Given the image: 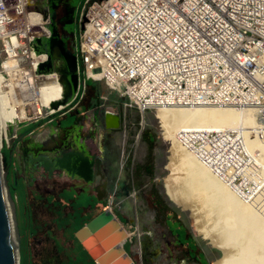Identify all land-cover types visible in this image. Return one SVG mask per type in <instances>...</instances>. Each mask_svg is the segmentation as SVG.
<instances>
[{
  "label": "built area",
  "instance_id": "built-area-1",
  "mask_svg": "<svg viewBox=\"0 0 264 264\" xmlns=\"http://www.w3.org/2000/svg\"><path fill=\"white\" fill-rule=\"evenodd\" d=\"M51 24V10L39 0H0L3 84L10 79L25 86L24 48L45 57L39 64L48 60L37 39L52 36ZM43 26L48 33L39 35ZM71 42L78 102L91 80L119 92L142 115L160 107H251L263 136L264 0H86ZM50 73L59 75H44ZM105 112L120 115L114 108ZM11 133L2 136L8 149L19 137ZM175 136L231 187L244 194L264 190L262 175L245 166L258 163L238 131L184 125Z\"/></svg>",
  "mask_w": 264,
  "mask_h": 264
},
{
  "label": "rangeland",
  "instance_id": "rangeland-1",
  "mask_svg": "<svg viewBox=\"0 0 264 264\" xmlns=\"http://www.w3.org/2000/svg\"><path fill=\"white\" fill-rule=\"evenodd\" d=\"M40 1L44 2V0ZM85 1L67 0L69 9L66 15H63L67 18L63 19H65L64 32L67 33L69 40L77 28L78 19ZM64 11V8L58 9L57 19ZM69 42L72 43L71 41ZM1 49L0 42V55ZM3 60L4 57H0V63ZM38 74L40 73L38 72ZM127 103L126 97L117 91L111 90L104 82L90 80L80 102L75 100L68 106L63 105L62 108L57 105L54 107L55 112H51V109L46 108L41 117L36 116L38 112L36 104L27 105L30 118L24 121H17L12 127L13 130L11 129L10 131L12 132L11 134L16 132L22 134L31 124L43 120L42 124L34 127L30 135L31 139H36L43 132L54 133L61 126H66L77 120L84 135L92 136L97 142L101 137L103 138L101 141L103 152L101 154H105L107 159L111 161V166L115 168V177L111 179L107 205L111 204V206L115 207L118 204L117 201L112 204L114 200L113 191L116 185L128 188L133 193L130 200L124 199L123 196L119 197V199H123L122 202L127 208L130 207L131 203L136 205L142 213V222L156 232L164 233L166 235L164 240H172L181 234H185L187 239L193 240L194 251L196 256L199 257V261L195 260V257L188 255V264H202V260L214 264L223 255L221 249L216 247L211 240H205L196 231L195 219L191 210H183L178 207L166 193L165 178L171 173L168 165L171 162L173 144L170 140L165 139L162 121L157 116L158 109H149L142 115L136 107H130ZM67 108L69 109L66 110ZM107 108L118 110L120 116H122L121 122L117 124L118 128L110 127L109 123L108 127L105 126L104 111ZM93 116L98 121L99 126L97 127L91 124ZM251 135L254 138L256 136L254 132ZM82 142L95 154L100 153L91 139L83 137ZM5 150L9 166L13 162L11 165L12 175L16 176V160H11L12 155L16 151L11 153L12 148H5ZM257 153L259 154L260 151L257 150ZM246 167L250 168L253 173L261 174L262 172L261 175L264 178V168L259 164L251 162L246 164ZM19 175L21 176L18 182L13 185V191L16 198L18 224L22 241L20 264H83L81 255L76 254L72 258L71 255L67 257L66 254L67 247L74 243L73 238L70 237V230L67 229L66 233L64 232L67 211L60 210L61 213L56 214L55 210L42 204V202H48L53 199L48 196L45 200V195L49 193L47 189H51L56 199H60L61 187L70 184V182L66 181V175L55 177L53 181L40 179L38 182L30 181L29 176H26L23 170ZM76 182L79 183L78 181ZM84 199L86 200V198ZM215 199L216 202L220 201L219 198ZM31 205H33V219L36 226H38L37 233H35L36 228L31 223ZM41 229L43 231L52 229L53 233L48 231V233H45V238L41 240L42 234L38 233ZM130 229L133 230L131 227ZM130 229V237L128 239L130 242H127V250L132 256H135L136 252H139V244L133 236L134 231H130ZM32 243L35 246L36 244L37 246L39 244L42 245L37 248ZM156 244L163 251V258H160V264H174L175 259L172 261L166 259L169 249L166 247L165 241H158ZM62 246H64L63 249H61ZM175 250L177 251L178 249ZM78 255L79 257H77ZM138 260L142 264V258L139 257ZM143 260L144 264H146V260Z\"/></svg>",
  "mask_w": 264,
  "mask_h": 264
},
{
  "label": "bare ground",
  "instance_id": "bare-ground-1",
  "mask_svg": "<svg viewBox=\"0 0 264 264\" xmlns=\"http://www.w3.org/2000/svg\"><path fill=\"white\" fill-rule=\"evenodd\" d=\"M47 33V26H43L38 32L39 35ZM20 55L26 68V77L23 80L25 86L18 82H10V79L6 85L3 84L0 70L2 136L9 134L10 122L30 118L27 105L36 104L38 107L36 116L41 117L46 108L55 112L53 104L64 99V78L58 73L44 75L37 72L39 63L45 57L36 55L28 47L24 48ZM59 61L62 62L61 59ZM6 67L9 74L14 75L8 64ZM10 90L13 94L9 92ZM59 105L62 108L64 104ZM157 109L165 139L173 144L171 162L168 165L171 173L165 178L166 193L178 207L191 210L196 231L205 240H211L221 249L223 255L214 264H264V190L259 195L253 192L244 194L242 188L236 190L231 187L228 182L219 179L194 154L185 150L175 136L177 128L184 125L236 130L244 138L249 153L264 168V133L261 137L256 129L259 123L256 111L251 107L214 105ZM252 132L255 133V138L251 135ZM50 134L48 131L43 132L35 140L47 142L51 138ZM99 142V148L102 149L101 141ZM257 150L260 151L259 154ZM261 184L264 187L262 177ZM215 198H219L220 201L216 202Z\"/></svg>",
  "mask_w": 264,
  "mask_h": 264
},
{
  "label": "flooded vegetation",
  "instance_id": "flooded-vegetation-1",
  "mask_svg": "<svg viewBox=\"0 0 264 264\" xmlns=\"http://www.w3.org/2000/svg\"><path fill=\"white\" fill-rule=\"evenodd\" d=\"M43 6L49 7L51 11V6H55L54 11L56 12V15L58 14V9L64 8L65 11L62 13V15L58 19L56 18V25L58 27L59 32L61 33V37L64 39V44L66 48L70 51H73L72 44L69 42L71 41L72 37H70L69 40L67 33L64 32L65 19L67 17L65 18V16L63 15H66L69 9L67 0H47L46 3L43 4ZM56 66H64L65 72L59 73V75L63 76L65 81H67L68 71L66 69L65 62L63 61L60 63V61L53 59V70H56L54 68ZM68 77H70V75ZM110 118L113 117L109 116L108 113L104 111V124L106 127H108L107 122L110 120ZM91 124L95 127L99 126L95 116H93V118L91 119ZM109 125H111L110 127L118 128L117 124L113 123L112 125L111 123H109ZM79 131V123L73 121L72 123L66 126H61L56 132L51 133V138L46 143L47 146L51 147L54 152L40 151L38 149V145L36 146L31 144L30 136L25 137L20 141H15L13 147H15L16 153L12 155L11 160H16V176L12 175L11 165L13 164V162L9 167H7V170L9 171L8 178L11 181V188L14 184L18 182V179L21 176L19 175V173L21 174L22 170L24 171L26 176H29L30 181L37 182L40 179H49L50 181H53L55 177H62L64 174L66 175V181L70 182V184L66 186L63 185L61 187V195L59 197L60 199H56L54 193L51 192L52 190L47 189L49 193L45 195V200L48 196H51L53 199L48 202H42V204H44L47 208L55 210L56 214L61 213L60 210L67 211L66 223L64 224V232L66 233L67 229H69L70 237H72L74 240V243H72V245H69L66 249L67 257L71 255V257L74 258V255L79 254L82 256L81 261L83 262V264H97L90 257L88 252L83 248L82 244L76 237V232L84 224L90 221L94 216L107 209L110 205L112 211L115 213L117 218L124 224V226L128 224L135 228L133 236L138 241L139 252H136L134 258H136L139 264V257L142 258V264H144L143 259L146 260V264H160V258H163V251L156 244L158 241H165V245L169 249L166 259H169L171 261L175 259L174 264H188V255L191 257H195V260H198L199 257L196 256L194 249H187L188 245L185 243L187 239L185 235L184 237L181 235H177L172 240H164L166 237L164 233L156 232L154 229L150 228L148 225L142 222V213L138 210V207L136 205H133V203H131L130 207L128 208L124 206V202H122L123 199H119V197L123 196L124 199L129 201L130 197L133 196V193H131L128 188H122L116 185L113 191L114 200L112 201V204H114L116 201L118 204L115 207L111 206V204L107 205L109 197V188L112 182L111 179L115 177V168L111 166V161L107 159V156L105 154H101L103 152V147L102 149L98 147L100 142L97 143V140H94L92 136L84 135ZM77 133H79V137L91 139L97 151H99L100 153L95 154L94 152L89 150V148L85 145L84 142H77L74 138ZM102 139L103 138L101 137L100 141H102ZM58 151H63V153L70 154L71 152L74 153L72 161L69 163V167L72 170V173L68 171L65 167H60L56 164H53V159L56 156V152ZM76 159H82V168H84L82 170L83 173L81 172V164L80 162H77ZM76 181H78L79 183H77ZM54 189L56 188L54 187ZM84 198H86V200ZM31 207V223L36 228L35 233H37L38 226H36L35 221L33 219V205H31ZM48 231H51L53 233L52 229H48L47 231H43L41 229V231H38V233L42 234L40 237L41 240L45 238V233H48ZM127 244L128 243H126L125 245L126 250ZM41 245L39 244L37 246L36 244V246H34L39 248L41 247ZM63 248L64 246H62L61 249ZM175 249L178 250L176 251ZM69 251L70 253L68 254ZM79 255L77 257H79Z\"/></svg>",
  "mask_w": 264,
  "mask_h": 264
},
{
  "label": "water",
  "instance_id": "water-1",
  "mask_svg": "<svg viewBox=\"0 0 264 264\" xmlns=\"http://www.w3.org/2000/svg\"><path fill=\"white\" fill-rule=\"evenodd\" d=\"M51 9L52 36L48 39H37L39 50L41 49L42 52L48 54V60L39 64L38 72L40 74L51 72L53 70V59L58 61L61 59L62 62H65L68 75L67 81L63 79L65 85L64 99L61 102H55L53 106L55 107L60 103L68 106L75 100L78 102V97L74 98L75 92L78 90L77 57L74 51L66 48L64 39L61 37L56 25L55 6H51ZM54 68L59 73L65 72L64 66H56ZM69 75L70 77H68ZM62 78L64 77L62 76ZM116 119L119 123L121 122L120 115ZM32 131L22 133L16 141L30 136ZM31 144L38 145V149L42 152H54L51 147L47 146L46 142H38L32 138ZM14 151L15 147L12 148L11 153ZM73 156V152L70 154L58 151L53 159V164L65 167L72 173L69 163L72 161ZM81 160L76 159L77 162H80L82 168L83 163ZM7 167H9V163L0 125V264H20L21 233L18 224L16 198L13 187L11 188L10 185L11 181L8 178L9 171ZM76 237L97 264H139L125 247L130 237V232L117 218L110 205L79 228L76 232Z\"/></svg>",
  "mask_w": 264,
  "mask_h": 264
},
{
  "label": "crops",
  "instance_id": "crops-1",
  "mask_svg": "<svg viewBox=\"0 0 264 264\" xmlns=\"http://www.w3.org/2000/svg\"><path fill=\"white\" fill-rule=\"evenodd\" d=\"M39 1H40V0H39ZM46 1H47V0H44V2H42V1H40V2H41L42 5H43V4L46 3ZM106 121H107V120H106ZM75 122H77V120H76ZM107 123H111V124L113 125V123H114V124H119V121H118L115 117H113V118H110V120H109ZM79 132L82 133V131H81V127H80V131H79ZM79 136H80L79 133H77V135L74 136V138H75V140H76L77 142L82 141V139H83V137H79ZM97 143H99V141H98ZM98 147H99V146H98ZM125 227L128 229V231H129L130 227L133 228V230L130 229V231H134V229H135L133 226H130V225H128V224H126ZM198 261H199V258H198ZM201 263L204 264V260H202ZM208 263H210V262H208ZM210 264H211V263H210Z\"/></svg>",
  "mask_w": 264,
  "mask_h": 264
},
{
  "label": "trees",
  "instance_id": "trees-1",
  "mask_svg": "<svg viewBox=\"0 0 264 264\" xmlns=\"http://www.w3.org/2000/svg\"><path fill=\"white\" fill-rule=\"evenodd\" d=\"M68 109H69V108H67L66 110H68ZM42 121H43V120H42ZM42 121H38V122H36V123L31 124L29 127L26 128V131H25L24 133H29V132H31L32 130H34V127H35V126H39L40 124H42V123H41ZM20 135H21V134H19V137H20ZM184 235H185V234H181V236H183V237H184ZM192 241H193V240H191V239H186L185 243L188 245V248H192V249H194V244H193ZM204 264H210V263H208L207 261L204 260Z\"/></svg>",
  "mask_w": 264,
  "mask_h": 264
}]
</instances>
